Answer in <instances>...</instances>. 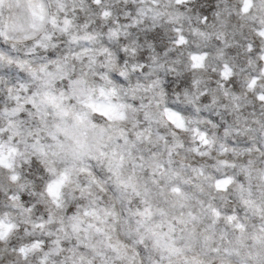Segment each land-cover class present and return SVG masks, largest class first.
<instances>
[{
    "label": "clouds",
    "instance_id": "1",
    "mask_svg": "<svg viewBox=\"0 0 264 264\" xmlns=\"http://www.w3.org/2000/svg\"><path fill=\"white\" fill-rule=\"evenodd\" d=\"M0 264H264V0H0Z\"/></svg>",
    "mask_w": 264,
    "mask_h": 264
}]
</instances>
